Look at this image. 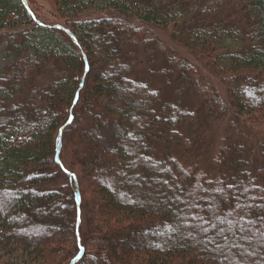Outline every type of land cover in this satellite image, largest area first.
<instances>
[{
	"label": "trees",
	"instance_id": "trees-1",
	"mask_svg": "<svg viewBox=\"0 0 264 264\" xmlns=\"http://www.w3.org/2000/svg\"><path fill=\"white\" fill-rule=\"evenodd\" d=\"M58 5L59 24L74 37L30 4L0 0V264H67L79 239L77 264H228L217 250L228 251L220 229L237 241L248 219L264 229V142L246 141L240 126L264 124V0ZM141 24L169 30L219 78L226 99ZM139 49L176 69L175 97L137 76ZM85 56L61 166L58 135ZM162 72L166 82L171 69ZM188 90L201 103H190ZM222 122L229 125L214 143ZM210 151L212 175L202 167ZM251 231V258L232 264H264V238ZM16 246L34 257L5 258Z\"/></svg>",
	"mask_w": 264,
	"mask_h": 264
},
{
	"label": "rangeland",
	"instance_id": "rangeland-1",
	"mask_svg": "<svg viewBox=\"0 0 264 264\" xmlns=\"http://www.w3.org/2000/svg\"><path fill=\"white\" fill-rule=\"evenodd\" d=\"M28 3L30 4V7L36 12L39 19H41L42 21H45L50 24H57V25H60L59 23L63 22L61 18L59 17L60 12L58 8L59 7L58 0H28ZM87 7L90 8L89 12L95 11V10L91 11L92 9L91 7L95 8V4L93 2L89 3ZM91 14L92 13H90V15ZM89 17H95V15H92ZM136 22L140 24V22L138 21ZM141 26L143 27V29L150 30L151 32L155 33L160 40L165 42L167 46L166 50L169 49L170 51H173L179 58H183L191 62L193 66L196 67L200 71L201 74H203L202 76H204V74L210 76L211 81L216 86V88L219 90V92L222 94L224 100L226 99L225 87L220 82L219 78L216 77L215 74H213L211 71L206 69L204 67V63L201 60H199L197 57H195L193 54L187 51V49H185L183 46L174 42L170 36L169 30H165L163 28L152 26V25L150 26V25L141 24ZM68 27L71 28L69 25ZM135 58H137L138 60L137 61L138 64L135 66V68L137 69L136 74L138 77L141 76L144 78H148V77L153 78L154 85L160 88L162 87L166 97H169V98L175 97L176 93L174 91L176 90L179 82H178V72L176 71L174 67L170 66L168 63H165L166 61L162 60L161 58H156L154 61L152 60L147 61V58L145 54L142 52V50L139 51V55L136 56ZM167 68H170L171 72L167 74L168 79L165 82L164 80L165 78L162 77L163 75L162 71L164 70L166 73ZM128 85H130V83ZM186 98L193 105L201 103V96L200 94L197 95L195 91L188 90ZM228 125L229 123L226 124V122L216 124V126L214 127L215 128L214 143L218 142L220 135L223 134L224 129H226ZM240 126L243 128V132H244L241 135H244V137L247 138V139L245 138L246 141L251 140L253 142H256V141L264 142V124H258L256 125L254 129L247 128V127L245 128L243 127L242 124ZM213 149H214V146H213ZM212 151L207 153V156H205L206 158H204L205 160L202 162V167L204 168V170L210 173L211 175L214 174V170L212 169L209 170V168L212 167V161H211L212 156H213ZM76 170H78V168ZM75 185L77 186L78 183ZM52 186H55V185H52ZM6 250H5V253L7 255H5V258L9 259L10 261H15L16 263L17 262L18 263L28 262L30 261L31 258L34 257L31 251L25 252V250L22 249V247H18V246L13 247V250L11 252L8 251L9 249H6Z\"/></svg>",
	"mask_w": 264,
	"mask_h": 264
},
{
	"label": "snow or ice",
	"instance_id": "snow-or-ice-1",
	"mask_svg": "<svg viewBox=\"0 0 264 264\" xmlns=\"http://www.w3.org/2000/svg\"><path fill=\"white\" fill-rule=\"evenodd\" d=\"M241 219H243V216H241ZM260 222L264 223V217L260 218ZM237 223H240V221H237ZM251 229H256V232L264 238V229L258 228L256 221L252 219H248L245 223L240 225L241 235L238 241L235 238V233L232 237H229L225 234L223 229H220L218 235L223 237L228 251L225 252L224 248H221L219 244H217V250L220 252L221 256L224 257V260L228 262V264H232V261L237 257L239 258V262H243L244 260L251 258V254L247 252L248 248L253 247V241H255V235ZM202 231L206 232L207 229H202ZM243 241L248 242L246 246L243 245ZM261 243H264V240H262Z\"/></svg>",
	"mask_w": 264,
	"mask_h": 264
},
{
	"label": "water",
	"instance_id": "water-1",
	"mask_svg": "<svg viewBox=\"0 0 264 264\" xmlns=\"http://www.w3.org/2000/svg\"><path fill=\"white\" fill-rule=\"evenodd\" d=\"M22 2L24 3V5L29 8V3H28V0H22ZM59 28L65 30V31H69L66 27L64 26H61V25H58ZM70 35L72 37H74V34L71 33L69 31ZM85 73H84V76L82 78V81H81V84H80V88L79 90L77 91L76 93V96H75V99L73 101V106L70 110L71 114L69 116V119L67 120L66 124L61 127L60 131H59V135H58V143H57V147H56V155H55V160L56 162L62 166V161H61V158H60V154H61V150H62V136H63V129L66 125L68 124H71V122L73 121V114H72V110H73V107L75 106V104L77 103L78 99H79V95H80V90L83 88L84 86V83H85V77H86V74L88 73L89 71V62H88V59L87 57L85 56ZM71 121V122H69ZM72 177L74 178L75 180V184H77V179L75 177V175L73 174ZM75 201H76V204H77V208H78V220H77V228H79V225H80V220H81V201H82V198H81V192H80V188L79 186L77 185L76 188H75ZM85 253V247L80 243V240H79V251L75 254L74 257L71 258V260L67 263V264H77L81 258L83 257Z\"/></svg>",
	"mask_w": 264,
	"mask_h": 264
}]
</instances>
